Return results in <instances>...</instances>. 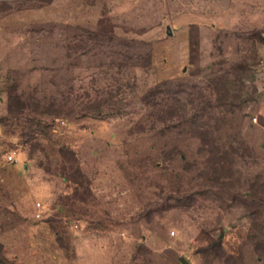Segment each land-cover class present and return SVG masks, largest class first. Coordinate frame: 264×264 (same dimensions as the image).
<instances>
[{
	"label": "rangeland",
	"instance_id": "obj_1",
	"mask_svg": "<svg viewBox=\"0 0 264 264\" xmlns=\"http://www.w3.org/2000/svg\"><path fill=\"white\" fill-rule=\"evenodd\" d=\"M0 264H264V0H0Z\"/></svg>",
	"mask_w": 264,
	"mask_h": 264
},
{
	"label": "trees",
	"instance_id": "obj_2",
	"mask_svg": "<svg viewBox=\"0 0 264 264\" xmlns=\"http://www.w3.org/2000/svg\"><path fill=\"white\" fill-rule=\"evenodd\" d=\"M221 84H222V88L221 89L214 88L215 92H217L216 99H217V106L218 107L221 106V105H225L226 102L229 99L235 100V101H239L241 99L240 98V94H239V92H241L240 90L237 91L238 93L230 94V92H234V90L230 86H228V83L227 82L226 83L225 82H221ZM145 104L150 105L151 103L147 102ZM155 104L158 105L161 108L164 106L162 100L159 101V102H155ZM177 110L178 109H175L174 111H177ZM213 164L215 165L216 163L213 162ZM217 164H219V162H217ZM221 168H223V167H221Z\"/></svg>",
	"mask_w": 264,
	"mask_h": 264
},
{
	"label": "built area",
	"instance_id": "obj_3",
	"mask_svg": "<svg viewBox=\"0 0 264 264\" xmlns=\"http://www.w3.org/2000/svg\"><path fill=\"white\" fill-rule=\"evenodd\" d=\"M254 121H256V119H254ZM6 161L14 163L16 160H15L14 155L9 154L6 157ZM35 208H36V213H35L34 216H35V218L40 219L42 217V214H43L42 213V207H41V205L39 203H36L35 204Z\"/></svg>",
	"mask_w": 264,
	"mask_h": 264
},
{
	"label": "water",
	"instance_id": "obj_4",
	"mask_svg": "<svg viewBox=\"0 0 264 264\" xmlns=\"http://www.w3.org/2000/svg\"><path fill=\"white\" fill-rule=\"evenodd\" d=\"M167 34L170 36L171 35V32H170V29L167 28Z\"/></svg>",
	"mask_w": 264,
	"mask_h": 264
}]
</instances>
